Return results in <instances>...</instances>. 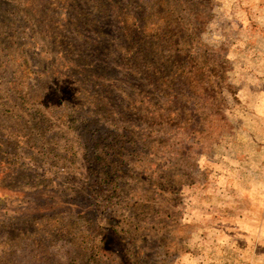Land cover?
Instances as JSON below:
<instances>
[{"label":"rangeland","instance_id":"374dc122","mask_svg":"<svg viewBox=\"0 0 264 264\" xmlns=\"http://www.w3.org/2000/svg\"><path fill=\"white\" fill-rule=\"evenodd\" d=\"M0 264H264V0H0Z\"/></svg>","mask_w":264,"mask_h":264},{"label":"trees","instance_id":"16d2710c","mask_svg":"<svg viewBox=\"0 0 264 264\" xmlns=\"http://www.w3.org/2000/svg\"><path fill=\"white\" fill-rule=\"evenodd\" d=\"M103 243L105 244V241Z\"/></svg>","mask_w":264,"mask_h":264},{"label":"clouds","instance_id":"9594fccd","mask_svg":"<svg viewBox=\"0 0 264 264\" xmlns=\"http://www.w3.org/2000/svg\"><path fill=\"white\" fill-rule=\"evenodd\" d=\"M78 95V94H77Z\"/></svg>","mask_w":264,"mask_h":264}]
</instances>
